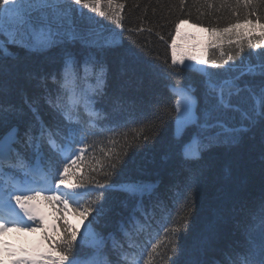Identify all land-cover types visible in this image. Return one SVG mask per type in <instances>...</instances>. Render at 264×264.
Masks as SVG:
<instances>
[{
	"label": "snow or ice",
	"instance_id": "1",
	"mask_svg": "<svg viewBox=\"0 0 264 264\" xmlns=\"http://www.w3.org/2000/svg\"><path fill=\"white\" fill-rule=\"evenodd\" d=\"M63 2L67 7L61 5V0H0V74L10 71L3 67L5 60L18 59L13 48L29 54H41L52 65L51 70L43 74H25L35 82L38 90L33 98L25 100L27 120L21 119L25 115L23 109L0 102V237L9 230L44 232L45 218L34 203L41 199L48 203L55 201L62 209L74 206L85 218L96 211L95 220L103 209H96L92 205L97 202L96 198L102 199L106 191L123 194L121 204L125 209H130L128 222L132 227L119 224L117 235V232L96 233L91 225L86 226L82 240L90 237L96 249L86 258L76 255L69 259L74 251L77 232L69 234L67 227H64L63 239L56 240L47 234L43 236L41 243L51 244L47 252L38 246L21 247L13 251L6 242L0 240V264H3L4 257H18L12 264H143L144 255L150 254L148 248L156 253L157 241L161 238L160 230L155 229L152 223L156 209L160 210L161 220L164 221L163 231L171 234V255L165 253L171 260V256L180 255L175 241L188 229L192 186L188 185L186 189L176 192L168 190V200L180 203L185 209V214L175 219L168 212V200L161 196L157 183L137 174L126 173L121 167L128 156V149L138 141H149L150 135L145 134V129L155 135L169 119L173 121L171 140L174 154L179 163L190 171L197 169L210 149L238 143L256 128L260 129L264 143V53L255 54L258 57L255 63L249 57L242 65H231L224 68L223 72H213L209 68H222L234 59L233 55L229 53L223 57L222 63L190 57L198 64L208 65L198 68L185 64L183 56L177 58L173 42L171 65L165 62L164 69L169 78L176 80L175 84L169 85V92L175 97L172 106L162 104L150 116L141 114L130 120L110 122L111 126L102 129L112 133L107 138L108 143H120L115 137H120L124 143L123 151L109 149L105 153L107 163L100 166L104 169L102 174L106 180L102 182L92 176L77 177L71 190H63L60 184L67 179L68 162L71 160L75 163L73 157L77 156L75 145L84 146L79 149L83 154L88 146V137L97 135L96 122L102 118L93 107V95L103 94L109 69L93 54L92 49L104 51L112 48L117 43L118 35L113 33L103 36L94 28L80 30L73 22L72 4L81 6L76 9L81 16L83 9L105 16V11L97 7L100 0H71V4L68 0ZM260 2L264 3V0ZM107 4L111 5L112 0H107ZM180 5L183 7L184 0H180ZM252 5L253 0H244L246 8ZM249 15L256 16L255 23L260 24L261 39H264V22H261L255 9ZM111 19L122 28L118 14ZM185 22L181 20L176 25L177 35L179 24ZM244 23L254 22L246 17ZM238 27L239 20L223 28L222 32ZM247 44L249 48L260 47L259 43L252 40ZM236 48L237 56L244 52L243 44L236 45ZM178 64L182 68L175 67ZM184 71L196 72L201 77L203 90L199 97L195 95L197 89L191 82L181 83ZM233 72L237 74L232 75ZM77 80L84 81L86 87L78 93L73 91L66 98L64 89ZM50 83L57 87H50ZM41 100L47 106L48 119L42 113ZM130 124L138 126L129 127ZM130 133H134L131 139ZM113 176L124 178L111 183ZM97 189H104L105 192ZM149 205L153 209L152 213L147 211ZM138 215L144 218L143 222L137 219ZM229 228L232 235L239 232L243 242L237 241L236 248L229 246L225 264H264V190L254 207H249L242 197L235 196L230 203L220 208L211 233L213 237L220 238L227 234ZM141 234L145 236L141 253L138 255L135 251L126 250L125 241L128 249L140 247L135 238ZM109 244L116 255L115 260L105 251ZM172 264L178 262L173 261Z\"/></svg>",
	"mask_w": 264,
	"mask_h": 264
},
{
	"label": "trees",
	"instance_id": "2",
	"mask_svg": "<svg viewBox=\"0 0 264 264\" xmlns=\"http://www.w3.org/2000/svg\"><path fill=\"white\" fill-rule=\"evenodd\" d=\"M63 3L62 1L61 5L67 7ZM68 3L71 4V0H68ZM71 6L73 22L78 29L87 30L95 26L101 29L97 30L103 36L113 33L118 35L116 36L117 43L112 48L104 51L92 49L93 54L109 69L103 94L93 95L95 101L93 107L102 118L96 122L97 135L88 137V146L85 147L83 154L78 150L77 156L73 157L75 163L71 160L68 162L67 179L60 184L67 190L73 188L77 177L92 176L102 182L106 180L102 174L104 169L100 166L107 163L105 153L109 149L123 151L124 143L120 137H115L120 140V143L116 145L108 143L107 138L112 133L102 129L111 126L110 122L130 120L141 114L150 116L162 104L172 106L175 97L169 92V85L175 84L176 80L169 78L164 69L165 62L171 65L170 45L175 36L176 25L181 20L204 27L208 31L222 30L238 20L244 23L246 17L252 19L257 25V31L249 33L248 37H244L242 33L241 36L233 34L234 37L231 36L230 41L211 46L207 60L222 63V58L227 55L222 56L220 53L229 50L234 56V61H229L222 68H209L210 71L223 72L224 68L231 65H242L244 61L236 55L238 44L244 45V50L249 53L253 63L258 60L256 53H264V39H261L260 24L255 23V15H249L255 9L261 22H264V3L260 0H253V5L247 8L244 6V0H184L183 7L180 5V0H112L111 5L107 4V0H100L97 7L105 11L106 15L103 17L98 12H92L89 9H83L81 16L76 11L81 6L74 4ZM117 14L122 28L111 19ZM251 38L257 39L260 45L255 48L256 52L251 51L247 45L248 39ZM76 47L79 48V45ZM13 52L17 53L18 59L3 62V67L10 71L0 74V102L13 104L18 109H23L25 115L21 119L27 120L28 108L25 100L33 98L38 90L35 82L25 74L27 72L43 74L51 70L52 65L41 54H29L16 48H13ZM175 67L182 68L177 65ZM231 74L236 75L237 73ZM243 79L246 80L249 77H243ZM90 82L94 83V81ZM189 82L197 89L195 95L199 97L203 90L199 74L182 72L181 83ZM49 86L57 87L51 83ZM85 87V82L81 80H77L75 84L69 83L64 89L65 97L71 96L73 91L78 93ZM40 103L44 118L48 119L47 106L43 100ZM201 103H203L202 99ZM172 124V119H169L155 135L145 129V134L150 135L149 141L141 140L134 143L128 149V156L124 158L125 163L121 165L126 173L137 174L157 183L160 186L161 196L165 200H168L169 189L176 192L186 189L188 185L192 186L191 211L187 216L188 229L186 233L181 234L178 241H175L180 255L171 256V260L165 256L166 252L171 255V234L163 231L164 221L161 220L160 210L156 209L152 223L155 229L160 230L161 238L157 241L156 253H152L151 248H148L150 254L144 255L143 264H172L173 261H177L178 264H225L229 246L236 248V242H243V237L239 232L232 235V230L229 228L226 235L215 238L211 233V228L220 208L230 203L233 197H242L249 207H254L264 190V143L261 140L260 129L256 128L253 132L244 135L238 143L220 145L210 149L204 154L197 169L190 171L179 163L178 157L174 154L171 140ZM136 126L138 125H129V127ZM132 135L134 133H130L129 139ZM81 147L84 146L75 145V148L80 149ZM60 170L63 171V165ZM123 178L113 176L110 182L116 183ZM97 191L105 192L104 189H97ZM122 198L123 194L116 191H106L102 199L96 198L97 202L92 206L96 209H103V211L95 220L93 218L97 216L96 211L85 218L83 214L75 210L74 206L70 205L67 209H62V206L55 201L48 203L41 199L34 202L45 218L46 229L41 232V237L33 238L32 234L24 237L21 232L13 230L5 235L7 234L11 240L18 241V243H37L43 252H47L51 244L50 242L41 243L43 236L47 234L56 240L63 239L64 227H67L69 234L73 231L77 232L74 251L69 259L76 255L86 258L96 251L90 237H84L82 240L86 226L91 225L96 233L104 234L117 232V227L121 223L129 228L132 227L128 222L130 209L123 207ZM147 211L153 212L150 205ZM168 212L175 219H179L185 214V209L180 203L168 200ZM70 217L76 220L71 221ZM137 219L144 221V218L139 215ZM117 235H119L118 232ZM135 239L140 247L128 249L127 241L124 242V247L139 255L145 236L141 234ZM105 251L109 253L111 259H116L110 244Z\"/></svg>",
	"mask_w": 264,
	"mask_h": 264
},
{
	"label": "rangeland",
	"instance_id": "3",
	"mask_svg": "<svg viewBox=\"0 0 264 264\" xmlns=\"http://www.w3.org/2000/svg\"><path fill=\"white\" fill-rule=\"evenodd\" d=\"M62 1L63 0H61V2ZM93 28L95 29L96 27L93 26ZM254 30L257 31V25H255L254 23L253 24L240 23V27L232 28L229 32L225 33L222 32V30H216L215 32H213L212 30L208 31L204 27L193 25L186 21L185 23L179 24V35H177V32L175 30V36L172 41V44L174 42L177 58L179 59L180 56L185 57V64H192L198 68L206 67L207 65L198 64L196 60H192L189 58L196 57L197 60H206V56L208 57L207 51L211 46L218 45L220 42L230 41L231 36L234 37L233 34H237L241 36L242 33L244 37H248L249 33H252ZM249 40H252L254 43H257V39L255 38L248 39V41ZM250 50L256 52L255 48H250ZM229 53H231V51L227 50L221 52L220 54L222 56H225V54L228 55ZM239 57H241V61L247 62L246 58H249L250 55L244 50V52L241 55H239ZM231 61H234V59ZM177 66L182 67L179 64ZM70 219L71 221L76 220L73 219L72 217ZM27 223L29 222L27 221Z\"/></svg>",
	"mask_w": 264,
	"mask_h": 264
}]
</instances>
